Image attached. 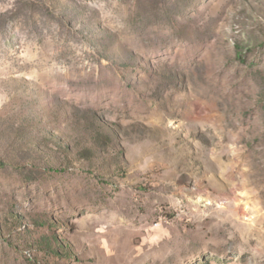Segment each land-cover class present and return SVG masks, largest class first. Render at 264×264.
Listing matches in <instances>:
<instances>
[{"label": "rangeland", "instance_id": "obj_1", "mask_svg": "<svg viewBox=\"0 0 264 264\" xmlns=\"http://www.w3.org/2000/svg\"><path fill=\"white\" fill-rule=\"evenodd\" d=\"M0 264H264V0H0Z\"/></svg>", "mask_w": 264, "mask_h": 264}, {"label": "trees", "instance_id": "obj_2", "mask_svg": "<svg viewBox=\"0 0 264 264\" xmlns=\"http://www.w3.org/2000/svg\"><path fill=\"white\" fill-rule=\"evenodd\" d=\"M237 49H240V46L239 45H237Z\"/></svg>", "mask_w": 264, "mask_h": 264}]
</instances>
